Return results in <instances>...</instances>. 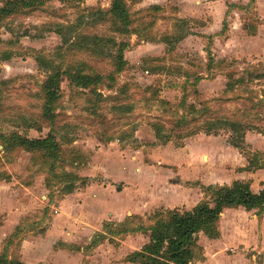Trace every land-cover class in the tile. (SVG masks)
Segmentation results:
<instances>
[{"label": "rangeland", "instance_id": "1", "mask_svg": "<svg viewBox=\"0 0 264 264\" xmlns=\"http://www.w3.org/2000/svg\"><path fill=\"white\" fill-rule=\"evenodd\" d=\"M111 1L84 0L76 7L80 9L53 1L43 13L10 18L0 25V134L15 133L29 139L52 134L60 160L51 167L41 154L20 148L2 150L0 141V186H8L0 189V205L10 203L7 194L12 191L15 200L11 209L26 212L21 213L22 220L9 233L0 231V255L5 250L8 259L23 264L120 263L130 250L138 251L148 243V234L130 230L151 226L150 216L168 209H154L119 223L104 221L89 233L88 227L71 222L74 214L81 221L78 212L71 215L70 211L78 206L76 194L106 183L122 186L123 180L117 181L114 176L120 172V177L130 181L126 192L100 193L93 189L99 200L96 206H105L104 212L139 206L147 193L143 205L156 206L154 198L167 188L178 190L173 192L178 198L173 197V210L190 211L206 201L211 204L204 187L228 186L219 185L228 181L220 163L231 156L202 138L219 137L222 145L233 147L231 143L237 142L238 135L230 131L225 120L250 128L244 132L242 150L235 149L247 163V158H254L258 165L252 168L264 165V149L255 151L245 143L248 133L264 139V32L259 33L264 17L256 15L255 5L242 10L248 4L230 5L228 0L224 4L216 0H124L132 34L116 35L108 21L96 27L83 25L78 31L125 41L129 47L123 53L126 63L120 72H115L111 59L89 55L71 43L62 46L59 36L42 28L74 23L83 8L108 10ZM262 10L264 13L263 5ZM26 32L28 37L23 36ZM59 64L63 65L62 71L80 68L103 80L96 87L98 98L87 97V90L78 89L62 77L58 99L52 105L56 122L51 125L42 117L45 100L41 86L50 69ZM246 98L261 101L262 108L245 116L249 106ZM190 105L197 110L204 105L208 111L185 131L177 132L174 118L186 114ZM214 121L221 124L211 135H205L203 125ZM157 126L163 127L160 137L155 132ZM196 129L200 132L192 134ZM121 166L125 167L123 171ZM71 183L76 189L66 193ZM66 199L65 206L69 207L61 214L59 206ZM180 203L183 205L177 206ZM56 221L61 240L68 243L59 242L54 251L65 253L49 254L41 262L24 260L23 243L43 235ZM200 234L207 237L199 233L196 244ZM121 242L125 243L123 249ZM70 253L82 257L72 260ZM202 253L197 245L193 264L202 262Z\"/></svg>", "mask_w": 264, "mask_h": 264}, {"label": "trees", "instance_id": "2", "mask_svg": "<svg viewBox=\"0 0 264 264\" xmlns=\"http://www.w3.org/2000/svg\"><path fill=\"white\" fill-rule=\"evenodd\" d=\"M53 1L59 2L60 5H70L72 8H76L84 3V0H3L0 6V25L10 18L14 19L43 13L47 5ZM254 5L255 0H250L246 8L241 7V9L247 10V8H251ZM53 14L52 12L50 15ZM54 16H56V14ZM107 21L114 27L113 33L116 35L122 37L132 34L130 28L131 16L124 0H112L110 8L105 11L94 7L83 8L80 10V14L77 16L74 23L67 21L65 25L55 23L53 26L43 25L42 28L59 36L62 46L71 43L74 44L76 48L79 47L89 55H100L102 58L111 59L115 67V72H120L123 70L126 63L123 58V53L129 47L125 41L117 42L116 38H105L104 36L96 34H81L78 32L83 25L96 27ZM250 33L254 35L255 30H250ZM23 36L28 37L29 34L26 32ZM73 40L76 41L73 42ZM179 40H181V38L177 39V41ZM166 44L170 45V47L172 46V43ZM207 54H209V52H207ZM56 56H58V54H56ZM5 59H9V56H6ZM37 60L41 61L38 58ZM41 65L43 66V62H41ZM62 67L63 65L59 64L54 66L53 69L51 68L46 80L41 86V95L45 100L42 117L51 125L56 122L57 116L52 109V105L58 99L59 82L62 77H66V79L70 81V84L78 89L87 90V97H100L96 94V87L103 80L102 76L97 74H86L84 70L80 68L62 71ZM108 79L110 81L113 80V75L110 74ZM245 101L249 103V106L244 110L245 116L250 112H254L256 109L262 108L261 101L254 102L250 98H246ZM129 111L130 110H127V112ZM207 111L208 108L204 105L198 110L195 106L190 105L188 106L186 114L174 118L173 122L175 127L173 128L176 129L177 132L185 131L189 124L198 121ZM186 115H189L188 117L190 118L188 119ZM220 124V122L214 121L203 125V127H205L204 131L206 132V134H204L208 136L211 135L210 133L216 128V125L218 126ZM224 124H226L230 131L238 135L237 142L234 141L231 145L237 149L243 148L242 139L244 137V132L250 130V128H246L240 123L227 120L224 121ZM162 130L163 127L160 126L155 128L158 137H160V132ZM198 132H200V130L196 129L192 134H197ZM184 137L186 136H181L180 138ZM165 139L169 140L170 138L167 137ZM0 141L2 150L7 151L20 148L27 152L41 154L49 161L51 167L60 162L58 156L59 147L52 134L38 139H29L15 133L10 136L0 134ZM247 159L250 160L247 166L250 168L246 167V171L256 169L264 170V165H261V167L258 166L259 168H252L253 165L257 167L258 164L255 163L256 161L254 158L253 160L251 158ZM77 179L78 177H75V181H78ZM82 182L86 187L84 180H82ZM75 189V184L71 183L66 188V193H72ZM204 193L211 198V204L206 201L196 205L190 211L166 210L154 212L150 216V219L153 221L151 226L142 230L139 228L131 229L130 232L133 233L140 232L142 234H148V243L143 245L140 250L128 254L124 261L132 264H191L194 260L195 248H197L196 243L198 234L203 233L209 239H216L219 236L218 220L224 209L242 207L246 210L258 209L259 212L264 211V189L258 193H253L250 190L249 184L246 182L236 181L233 182L231 186L209 185L204 187ZM124 224L125 223L121 224V226L124 227ZM106 225V223L102 225L103 228H105ZM13 236L14 234H12L7 241H10ZM0 264L23 263L18 259H8L4 250L0 255Z\"/></svg>", "mask_w": 264, "mask_h": 264}, {"label": "crops", "instance_id": "3", "mask_svg": "<svg viewBox=\"0 0 264 264\" xmlns=\"http://www.w3.org/2000/svg\"><path fill=\"white\" fill-rule=\"evenodd\" d=\"M225 1L226 0H216L218 4H224ZM249 1L250 0H228V4L245 6L249 3ZM262 5L264 7V0H255L254 11H256L255 13L260 19H263L264 17ZM233 14L234 12L231 11L229 16L232 17ZM261 29H264V27L261 26L259 28V33L263 34L264 30ZM202 139L208 141V143L211 145L218 146L217 148L224 150L231 156V158L227 161L220 163V166L224 167V177L227 176L226 179H228V181L225 183H220L219 185L230 186L233 182L239 181L248 183L250 190L253 193H258L264 189V170L256 169L252 171H246L245 168L248 166L246 158L243 157L235 148L222 145V140L219 137H205ZM245 139L246 145L251 147L252 150L263 151L264 139L260 138L259 134L257 135L248 133L246 134ZM124 168V166H121L122 171ZM119 173L113 175L116 176L118 179L117 181L123 180L124 183L122 186H114L113 184L111 186V184L106 183L102 186L87 188L86 192H82V194H76V196L78 195V198H74V200L77 201L78 206H75V209L72 206L70 211H72L71 215L72 213L74 214L78 212V214L81 216V221L75 219L74 216L76 215L74 214V216L70 217L72 223L74 220L75 224L80 223V225L88 227L87 231L89 233L90 231H93L91 233H94L98 227L104 223V221H114L119 223L122 222L126 217L144 215L150 211H153L154 209L165 208L168 210H173V197L178 199L175 196L176 193H178V190L175 188H167L164 190V192L157 194L154 198L156 201V206L143 205L145 203L146 195L148 194L147 193L145 195L144 201L139 203V206H132L131 208L127 207L122 210L111 209L104 212L105 206H96L98 205L99 200L97 199V195L94 194L95 190L93 189H97L96 191H100V193L126 192V190L131 187L130 181L128 178L120 177ZM133 175L137 176L134 171ZM112 181V183H116L114 179ZM4 188L8 189V186H0V189ZM173 192L176 193L174 194ZM8 193L9 194L7 195L10 196L11 199L10 203H2V205H0V216L2 217V220H0L1 233H9L10 230L15 228L22 220L21 213H26H24V211L17 212L15 209L13 210V208L11 209V207H13L11 205H13L15 200L14 193L13 196L12 191ZM183 195L185 196L186 194L184 193ZM76 196H71V199ZM66 201L67 199L63 201V206H59L61 214L63 213V210H66L69 207L65 206ZM182 205L183 203H180L177 206ZM16 206L20 205L16 202ZM194 207L195 205L190 209H193ZM58 223L59 222L56 221L54 225L52 224L49 230H47L43 235H40L34 240H26L23 243V249L21 253L25 258L24 260L28 258L31 261L39 259V262H41V258L48 256L49 254L53 256L57 253H65L61 250H58L57 252L54 251V246H57L59 242L63 241L60 238L61 234L59 232L60 227L58 226ZM218 231L219 236L216 239H208L207 237H202L201 234L199 235L200 239H198L199 241L197 245L202 248L203 252L201 255L203 259L201 258L202 262L199 264H264V211L259 212L258 209L246 210L242 207L224 209L218 220ZM62 243L66 244L68 242L63 241ZM123 244L125 243L121 242L120 249H123ZM229 250H231L232 253H229ZM113 251L116 253L115 250ZM134 251L135 250H130L128 254ZM128 254H125L123 259L120 257V263L117 262L115 264H132L124 261ZM77 257H82V255H71L72 260H76ZM71 259L69 258V260ZM106 260L107 262H110V257H107ZM193 262L195 261L193 260L191 264H193Z\"/></svg>", "mask_w": 264, "mask_h": 264}]
</instances>
